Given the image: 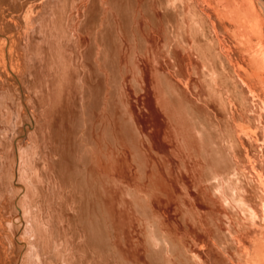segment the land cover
<instances>
[{
	"label": "rangeland",
	"instance_id": "obj_1",
	"mask_svg": "<svg viewBox=\"0 0 264 264\" xmlns=\"http://www.w3.org/2000/svg\"><path fill=\"white\" fill-rule=\"evenodd\" d=\"M253 1L260 14L250 30L260 37L264 7ZM145 4L0 0V87L8 97L0 139L11 159L8 178L0 170V251L8 248L7 264H28L32 252L25 207L30 182L20 163L31 142L42 143L44 152L39 194L53 193L45 264L50 257L61 263L62 237L79 231L71 230L78 220L84 233H106L110 257L99 264H221L218 235L229 233L241 214L229 189L237 175L256 168L259 153L249 139L260 134L264 112L258 107L257 117L246 102L231 100L226 114L209 101L206 80L198 77L203 59L168 29L160 1L150 11ZM233 131L241 139L236 151L230 149ZM209 142L211 153L221 149L226 161L218 171L207 167ZM263 176L259 170L258 187ZM255 196L252 186L254 204ZM80 240L69 238L70 250L79 245V260ZM87 253L80 264L97 261Z\"/></svg>",
	"mask_w": 264,
	"mask_h": 264
},
{
	"label": "bare ground",
	"instance_id": "obj_2",
	"mask_svg": "<svg viewBox=\"0 0 264 264\" xmlns=\"http://www.w3.org/2000/svg\"><path fill=\"white\" fill-rule=\"evenodd\" d=\"M155 1H160L161 7L163 8L164 11V18L166 17V19H168V23L171 24L170 27H168V29L175 36L177 35L178 32L181 42L185 46L192 49L193 52L199 54L200 56L193 53L194 55H196L198 58L203 59V66L201 67L202 70L199 69L201 71H198V73H200L198 77L200 76L201 79L206 80L205 81V83H207V89H205L206 98L209 101H213V103H215L218 107H220L221 110L223 109L226 114L229 111L231 100L240 106H244L245 105L244 103L246 102L249 105V109L254 114H256L257 117L259 115L258 107H260L264 112V39H262L264 37V34L263 35L260 34V37H257L255 36V34H253L254 31H252L253 29L255 30V28L252 27V29L250 30L251 23H253L251 21H254V19L256 18L254 16L256 15L258 16L257 18H259V14H260V13L257 14L258 10L256 8L255 2L253 0H220V2H214L213 0H146V4H145V7L147 9L146 11L151 10L150 7L151 5H153ZM259 3L262 7H264V0H260ZM202 9L208 12V15L205 14L206 12L204 13ZM152 14L154 13L151 12V17L153 18ZM210 17L212 18V20L210 19ZM258 20H260L258 22L260 23L261 18ZM262 22L260 23L261 25L264 24L263 20ZM258 23H257V28L258 26H260V24L258 25ZM259 28H260L259 30H261L262 33L263 26L262 28L261 27ZM189 37L193 38L192 42L189 41L188 39ZM253 39H255L254 42ZM193 70L195 73H197L196 67H193ZM0 88H1L0 89V100H1L0 121H1L3 120V115H6L5 113L6 111H4V109H7L6 108L7 106L5 104H8L7 103L8 97L6 96V91H4L2 87ZM255 94L258 96L257 97L258 99L255 98L254 96ZM260 116L263 119L261 121L262 125L259 127L260 134H256L257 138L252 139L250 137L249 139V144H251L259 153V160L255 165L256 168H253L254 170L252 171V173L246 174L242 172L241 174L237 175L235 177L236 182L233 183L232 186L233 188L229 189V196L231 197L233 203H235L239 207L242 215L236 211L237 217L236 219H234V224L229 230V233L223 235L217 234L219 236V237L217 236L218 237L217 241L220 244H222L221 247L223 248V251L220 252L221 261L219 260V262L221 264H234L232 261L228 260V258L226 259V257L225 258L223 257L225 253L230 254L232 259L234 261H238L240 264H264V183L260 184L258 187L255 182V178L258 175V171L260 170L264 173V113H261ZM5 117H6L5 119L6 121H8L10 118V117L8 118V115L4 116V118ZM16 117H18V113L16 114ZM3 127L6 126L4 125ZM248 134H250V132ZM0 135L3 136L4 134H0ZM41 138H39V140ZM217 138H218L217 132L213 131L210 137L211 141L215 142ZM239 138L240 136L238 137V134L236 135L235 131L231 133L230 149L232 151L233 150L236 151L237 148L239 147L238 144H241V139ZM30 141L31 140L29 141L27 140L25 142L30 143ZM3 144L4 143H2V140L0 139L1 150L4 148ZM210 144L211 143L209 142V145L206 148L208 152L207 154H209V159H207L208 162L207 167H209L210 165H214L217 167V171H218L220 165H222L226 161L222 154L221 149L215 150L216 152L215 156L211 153V150L209 148ZM35 146H39V147L37 148ZM29 147L30 150L24 148L21 154L19 152V154L21 155L20 158H22V162H20L21 168L24 170L22 177L30 182V187H28V192L25 196L27 197V200L25 201V207L28 213L26 217L29 218V220L26 219L27 223L28 222L29 223L28 225L26 223L27 231L26 230L25 231L30 233L29 236H31L33 240L30 242L32 252L29 256H26L29 257V260L27 258L28 262L26 263L45 264V262H43L44 258L42 255L49 252L50 243L53 234L51 232L50 224H49L51 221L49 217L52 216L48 211L50 209V205L52 202L53 193L51 189L50 195L47 193H42L41 195L39 194L40 192L39 184L42 178L40 177V174L41 171L44 172V168H43L44 166L42 165H45V160L43 158L44 152H43L42 143L39 144L37 143L36 145L35 144L33 145V143L31 142V145ZM33 147H35V149ZM39 151L41 157L40 159L39 158L36 159V157L39 154ZM9 152L10 151H7L6 149L2 150L3 156L2 157L0 156L1 157L0 170H3V172L6 173L5 176L7 178L10 174V173L8 174V171L10 169L8 168L10 164L9 160H11L9 156ZM38 162L41 165V167L40 165L38 167ZM60 171L58 175L61 174ZM83 179L84 178H82V180ZM78 181H81V178H77V182ZM76 184L71 180L67 182V185L73 187L76 190H79L81 186ZM252 186L255 187V192L257 195V197L255 196V198L258 200V203L256 204L253 203L255 200L254 198L253 200L250 197H248L249 189H251ZM0 195H2V193ZM0 198L2 197L0 196ZM63 202L64 200L62 199V205ZM81 221L82 220H78L73 227L74 229L71 228V230L73 231L75 229L79 231H77L76 233H71V232L67 233L66 231L67 235L66 233L65 235L67 238L65 239L62 237L63 242L60 244L61 254L63 255L61 260L62 264H80L79 261L83 262L82 259L87 257L88 251L95 259H97V261L95 260V263L97 264H99L98 263L99 259L101 258L108 259L110 257V254L107 253L106 245L102 241L107 238V236L106 238H104V235L106 233H104L103 236L102 233H98V231L97 233H84L83 231L85 228L82 227L83 223ZM8 222H9V227L11 228L13 225L10 223L11 222L10 220ZM107 235L109 238L108 233ZM73 236L80 237L81 239L80 241L82 242L81 244L83 247V254L80 255L82 258L81 260L77 258L75 252V250L79 249V245H74V247H72V250L69 249V247L72 246V244L69 241V238L73 239ZM3 238L5 237L3 236ZM107 240L108 239H106V241ZM9 242L11 243L10 240ZM4 247L5 246H3L2 248L3 251H5ZM44 247L46 249H44ZM3 251H0V264H7L8 257H6V254L8 252V248L6 250L7 252L5 251L6 254ZM231 251L233 253H231ZM59 253H57V255ZM61 263L59 262L58 258L56 259L50 257L48 259V264H61Z\"/></svg>",
	"mask_w": 264,
	"mask_h": 264
}]
</instances>
